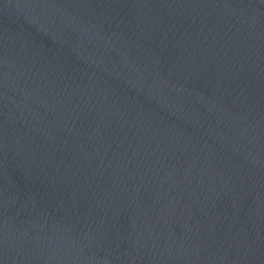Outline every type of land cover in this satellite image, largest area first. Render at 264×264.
<instances>
[{
  "label": "water",
  "instance_id": "1",
  "mask_svg": "<svg viewBox=\"0 0 264 264\" xmlns=\"http://www.w3.org/2000/svg\"><path fill=\"white\" fill-rule=\"evenodd\" d=\"M0 264H264V0H0Z\"/></svg>",
  "mask_w": 264,
  "mask_h": 264
}]
</instances>
